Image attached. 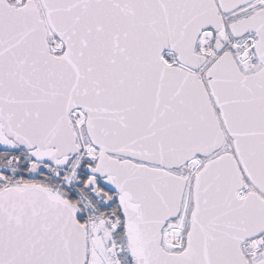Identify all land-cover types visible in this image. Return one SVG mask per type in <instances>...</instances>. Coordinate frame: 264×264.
<instances>
[{"label":"snow or ice","instance_id":"snow-or-ice-1","mask_svg":"<svg viewBox=\"0 0 264 264\" xmlns=\"http://www.w3.org/2000/svg\"><path fill=\"white\" fill-rule=\"evenodd\" d=\"M0 264H264V0H0Z\"/></svg>","mask_w":264,"mask_h":264}]
</instances>
